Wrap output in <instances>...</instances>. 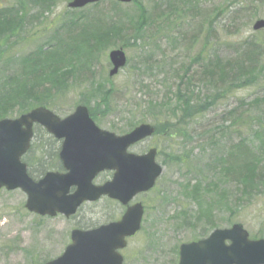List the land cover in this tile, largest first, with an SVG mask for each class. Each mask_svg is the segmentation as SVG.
Returning <instances> with one entry per match:
<instances>
[{
    "label": "rangeland",
    "instance_id": "374dc122",
    "mask_svg": "<svg viewBox=\"0 0 264 264\" xmlns=\"http://www.w3.org/2000/svg\"><path fill=\"white\" fill-rule=\"evenodd\" d=\"M70 1L0 0V24L7 28L0 32L4 34L0 37V92L12 75L13 81L35 78L37 93L1 107L0 113L15 118L46 104L64 118L77 105H85L92 109L98 125L121 135L132 129V121L141 123L145 119L146 102L163 100L167 95L175 99L178 79L173 69L180 70L187 64L199 70L201 63L196 58L202 53L235 59L242 47L256 41L263 50L254 83L232 91L204 116H198L192 127L195 137L182 150H171L170 137L159 135L131 149L144 153L157 146L163 174L152 190L136 195L135 201L145 206L142 229L123 253L125 264H178L182 243L202 239L214 229L234 223L243 224L251 238L264 239V183L258 184L259 192L255 189L247 195L244 187L237 189L216 162L239 139L235 134L230 139L220 133L213 139L199 136L217 119L216 115L227 108L241 107L247 119L245 116L246 127L240 134L247 138L254 155L261 159L260 167H264V30L255 32L252 28L257 19H264V0H135L126 4L104 0L79 9H70ZM86 37L89 44L98 45L94 49L96 61L86 71L90 77L55 73L62 76L60 87L46 91L50 81L44 75L59 69L54 61L72 58L79 50L78 43ZM119 47L124 48L127 65L110 78L108 54ZM27 74L29 78H25ZM197 84L202 98L215 92L201 82ZM111 85L118 91L104 103L99 96ZM175 142L182 147L180 139ZM53 144L51 135L37 126L34 149L27 158L32 173L38 174L41 169L39 159L48 170L61 169L53 156ZM111 177L103 173L97 182ZM197 192L203 195V206L210 207L201 215ZM25 204L22 190L0 189V264H42L57 258L71 243L72 229L93 228L120 219L126 209L104 197L85 203L69 218L62 214L44 217L26 210Z\"/></svg>",
    "mask_w": 264,
    "mask_h": 264
},
{
    "label": "water",
    "instance_id": "95a60500",
    "mask_svg": "<svg viewBox=\"0 0 264 264\" xmlns=\"http://www.w3.org/2000/svg\"><path fill=\"white\" fill-rule=\"evenodd\" d=\"M100 0H72L69 7L81 8ZM131 2L132 0H119ZM255 31L264 29V19L253 25ZM115 75L126 64L122 49L109 54ZM34 122L58 138H64L60 152L67 173L47 172L39 181L32 179L21 156L30 148ZM151 124L143 123L131 133L117 136L98 128L86 107L78 106L73 114L60 119L45 107L35 108L17 119L0 121V188H20L27 193L28 210L42 215L64 213L71 216L86 200L102 195L129 202L138 192L155 186L162 166L155 161L156 148L144 155L129 153L130 146L154 134ZM115 170L112 181L94 186L92 180L101 170ZM77 190L70 193L71 186ZM143 207L135 204L122 221L102 227L73 230L72 245L62 257L46 264H123L116 249L126 246V236L134 235L142 221ZM226 241H230L229 244ZM180 264H264V239L251 241L241 224L216 229L207 239L182 244Z\"/></svg>",
    "mask_w": 264,
    "mask_h": 264
},
{
    "label": "trees",
    "instance_id": "16d2710c",
    "mask_svg": "<svg viewBox=\"0 0 264 264\" xmlns=\"http://www.w3.org/2000/svg\"><path fill=\"white\" fill-rule=\"evenodd\" d=\"M237 12L239 11L237 10L236 13ZM6 29L3 23L0 24V32ZM3 35L2 33L0 37ZM88 42L89 40L86 37L84 41L78 43L80 52L77 50L72 58L64 59L63 61H54L56 67L58 66L59 69L50 71V73L44 75L45 77L47 76L46 80L50 81L49 86L46 87V91L54 89V87H60L62 76L56 75L55 73L65 72L67 73L66 76L71 74L72 78L76 75H80L79 77H83L84 79L90 77L86 71L90 70L91 63L94 60L96 61L94 49L98 48V45L97 43L89 44ZM262 50L260 43L258 44L256 41H250L246 46L242 47L235 59L223 60L219 55L212 57V55L207 56L206 53H202L196 58L199 60V63H201L199 70H194V66L187 64H183L180 70L173 69L174 75H176L178 79L176 84L177 88L174 92L175 99L173 100L172 97L167 95L163 100L146 102L147 105L144 106L146 107L145 114L149 116L148 119H146L147 116L143 114L145 115V119H142V121H151L154 123L156 135L164 138L166 136L170 137L172 142V146L170 147L171 150H182L184 144L195 137V133L193 136L194 129L192 127L198 116H204V114L215 107L218 102L227 99L232 91L248 87L254 83L256 80L255 73L256 71L259 72L258 66L259 59L262 56ZM77 52L78 54H76ZM29 75L30 74H27L25 78H29ZM34 80L35 78L29 80L31 82L24 79L13 81V76L10 75L4 83L5 85L3 88L5 90H1L0 92V109L7 105L17 104L19 100L22 101L28 96H33V93L36 95L37 93L33 87L35 86ZM38 80L40 81V79ZM199 82H201L203 86L213 88L215 92L207 94L206 97L202 98L200 95L201 92L199 91V84H197ZM141 87L145 88V85H141ZM98 90L102 89L98 88ZM117 91L111 85L107 90H104V93L100 95L99 98L101 97L100 100L107 103L109 98L113 96L114 93H117ZM168 91L172 93V90L169 89ZM119 101L122 100L120 99ZM116 102L119 104L118 100H116ZM85 103L88 105L91 104L90 100H87ZM130 106L137 109V106L133 103H131ZM240 108L235 107L232 110H225L216 115L215 118L217 119L212 120L206 129H202L199 136H201V138L206 137L208 139H213L214 136L221 132L220 134H224L230 139L231 134L240 133L243 125H246L245 116L247 119V113L240 110ZM139 109H141L140 114L142 115V113H144L142 106H140ZM6 116V113H0V119ZM137 124H139V122L135 123L132 121L130 127L132 128ZM217 125L218 127H216ZM249 130H252V128ZM256 136H259V133H256ZM176 139L181 140L180 144L182 147L176 145ZM246 139V137L241 138L237 143L232 144L230 151L224 153L222 159H218L216 162L218 163V167L225 171L227 178L231 182L236 183L237 189L244 187L248 195V193L253 194L255 189H258L257 192L260 191L257 186L260 183H264V167H260L261 159L257 158V155H254L253 148L249 146ZM263 145L264 140L261 143L262 147ZM262 149L263 148H261V150ZM43 154L42 156H45L44 151ZM178 159L179 158L176 157L175 160L177 161ZM168 160H170V155H168ZM38 162L39 164L42 162V164L39 166L41 169L37 172L41 174L45 173L48 169L46 163L42 159H39ZM32 174L34 173L31 172V175ZM196 201L199 204V215L204 213L202 212L204 209L210 208L203 206V195H199V193L196 195Z\"/></svg>",
    "mask_w": 264,
    "mask_h": 264
},
{
    "label": "flooded vegetation",
    "instance_id": "af4514ba",
    "mask_svg": "<svg viewBox=\"0 0 264 264\" xmlns=\"http://www.w3.org/2000/svg\"><path fill=\"white\" fill-rule=\"evenodd\" d=\"M61 142H62L61 140H57V139H56V141H55L54 144H53V145H54V146H53V150H54V152H55V154H54L53 156L55 157L56 160L58 159L59 161H60L59 151H60L61 146H62V145H61ZM99 177H100V176H99ZM99 177H98V178H99ZM120 218H121V216H120ZM118 220H120V219H117V220H114V221H118ZM135 236H136V235H135ZM135 236H134V237H135ZM132 238H133V237H132ZM130 239H131V238H128L127 240L130 241ZM123 252H124V251H123ZM123 255H124V257H125V254H124V253H123Z\"/></svg>",
    "mask_w": 264,
    "mask_h": 264
}]
</instances>
